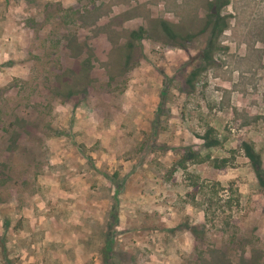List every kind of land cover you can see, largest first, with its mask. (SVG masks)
Segmentation results:
<instances>
[{
  "label": "rangeland",
  "instance_id": "rangeland-1",
  "mask_svg": "<svg viewBox=\"0 0 264 264\" xmlns=\"http://www.w3.org/2000/svg\"><path fill=\"white\" fill-rule=\"evenodd\" d=\"M210 1L0 0V264H264V0L206 61Z\"/></svg>",
  "mask_w": 264,
  "mask_h": 264
},
{
  "label": "trees",
  "instance_id": "trees-1",
  "mask_svg": "<svg viewBox=\"0 0 264 264\" xmlns=\"http://www.w3.org/2000/svg\"><path fill=\"white\" fill-rule=\"evenodd\" d=\"M228 5V0H213L210 1L207 8V14L203 20V30L201 34L206 37V46L204 48L202 57L204 60L209 61L213 57V51L218 48L217 44L222 34L228 27V20L226 15L223 14V8ZM152 32L149 29L142 28L140 32L132 33L129 43L126 46L125 58L127 61L125 65L128 66L133 53L135 52L134 43L138 40L144 39L145 35H149L153 40L164 41L169 44L178 45L184 47L187 41L194 38L191 32L185 31L184 28L176 26L168 21L160 20L157 25L152 26ZM192 75V74H191ZM193 75H196L193 73ZM69 96L74 95L73 87L66 86ZM76 93V92H75ZM62 95L63 92H60ZM212 144L215 142L211 141ZM247 155L249 156L255 167L260 166V158L255 155L254 151L250 148L247 149ZM223 167V166H217ZM260 182L264 185V181L259 176Z\"/></svg>",
  "mask_w": 264,
  "mask_h": 264
}]
</instances>
